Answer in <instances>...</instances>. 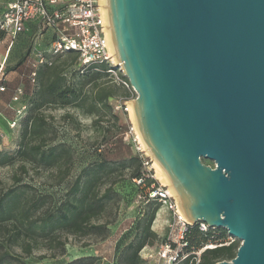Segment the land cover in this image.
I'll return each instance as SVG.
<instances>
[{
	"label": "water",
	"instance_id": "obj_1",
	"mask_svg": "<svg viewBox=\"0 0 264 264\" xmlns=\"http://www.w3.org/2000/svg\"><path fill=\"white\" fill-rule=\"evenodd\" d=\"M138 131L190 223L264 264V0H106Z\"/></svg>",
	"mask_w": 264,
	"mask_h": 264
},
{
	"label": "rangeland",
	"instance_id": "obj_2",
	"mask_svg": "<svg viewBox=\"0 0 264 264\" xmlns=\"http://www.w3.org/2000/svg\"><path fill=\"white\" fill-rule=\"evenodd\" d=\"M7 1L0 0V17ZM51 36L52 30L48 27L31 24L8 48V38L0 32V87L4 88L0 91V195L7 189H14L11 199V202L16 200L14 212L27 208L30 217L36 220L49 213L58 216L65 205L81 198L82 183L91 174L96 158L94 150L102 146V136L108 131L119 132L118 135L131 145L134 152L142 154V158L147 157L155 173L152 166L154 159L150 153L144 148L137 150V130L129 131V126L134 124L124 107H129L131 99L136 96L131 86L109 98L107 105L101 103L94 107L89 99L93 88L85 85L82 88L84 101L79 107L51 105L38 110L46 122L42 150L54 149L56 157L51 163L38 161V157L32 161L23 159L18 150L21 142L28 139L22 141V120L28 111L30 99L38 90L37 75L34 82L28 77L31 70L28 60L36 44L48 50ZM45 58L44 64H63L62 75L66 83L78 82L76 76L82 71L74 55L47 52ZM20 59L22 61L18 65ZM18 87L24 93L14 100ZM115 114L129 122L127 128L122 129L123 132L117 129ZM133 165L127 161L109 167L104 174L101 173L102 181L92 186V193L98 197L103 194L108 182L116 180L112 183V191L108 193L106 211L101 217L90 219L87 223L88 233L69 234L59 227L44 236L30 233L19 241V244L29 242L30 251L25 252L20 245H14L12 250L18 259L12 260L11 264H21V260L31 264H117L124 247L135 239L145 220V217H141L139 227L135 226L138 206L128 203L124 198L130 186ZM77 182H80L78 191L75 189ZM171 218V212L164 207L155 213L150 226L156 234L155 244L160 243L165 236ZM103 221L109 224L106 235L101 237L99 230L90 226ZM236 241L240 245V241ZM139 253L142 256L144 251Z\"/></svg>",
	"mask_w": 264,
	"mask_h": 264
},
{
	"label": "trees",
	"instance_id": "obj_3",
	"mask_svg": "<svg viewBox=\"0 0 264 264\" xmlns=\"http://www.w3.org/2000/svg\"><path fill=\"white\" fill-rule=\"evenodd\" d=\"M66 54L74 55V58H77V54L74 51L66 52ZM21 61V59L18 60V65L21 64ZM40 66L36 72L38 90L30 99L28 111L22 120V141L26 138L28 141L21 142L22 145L18 151L23 159L25 158L26 160L32 161V159L35 160L36 157H38V161L51 163L56 156L54 149L48 151L42 150L44 146L43 132L46 122L44 115L38 112V110L51 105H58L60 107H79L84 101L83 95H85V93L82 88L85 85H89L93 88L92 93L89 95V99L94 107L101 103L107 105L109 98L120 92L126 91V88L124 85L113 80L110 74L106 72L107 68L104 64L99 66L98 70L95 69L94 66L81 69L80 71L82 72H79L76 76L78 82H75V84L66 83L64 81L65 78L62 75L63 64H44L42 68L39 69ZM120 77L129 84L128 79L124 75L120 74ZM114 116L117 119V129L122 131L124 128L125 130L129 123L128 120L124 121L118 114ZM118 134L119 132L111 131L103 134L101 139L102 146L94 150L96 158L92 164L91 174H89L82 183L81 190L83 195L77 201L65 205L60 210L58 216L49 213L40 220L32 219L27 208H20L18 212L15 213L16 200L11 202L12 194L15 193V190L7 189L0 195V264H11L12 260L18 259L16 255H14V250H12L14 245H20L25 252L30 251L31 244L29 242L19 244V241L29 236L30 233H38L37 236H44L56 227L62 228L64 232L69 234L88 233L89 225L87 226V223L90 219L93 217H101L106 211L108 193L112 191V183L116 180L114 179L108 182V186L105 188L103 194L98 197H95L91 188L96 183L102 181L101 173L104 174L111 166L127 161L135 164L131 172L132 177L130 186L124 194V198L128 203H132L133 197L137 191V186L132 182V178L139 176L144 171V166L142 164L143 158L142 154L134 152L131 149V145L124 142L123 137ZM152 181H154L152 178H145V185H149ZM79 185L80 182H77L75 188L77 191L80 189ZM159 208L160 204L153 200L138 207V217L135 220V226L140 224L141 217H145V220L141 227L138 226L139 230L135 235V239L124 247V250L118 257L119 262L117 264H151L141 256L139 251L145 246L156 245V234L151 231L150 226ZM108 224L109 222L103 221L99 224H93L90 227L96 231L99 230L98 234L104 237L108 230ZM225 235L226 231L222 228L213 227L202 232L198 229L197 224L189 225L185 235V239L188 243L185 247V251H196L207 243H213L216 245L215 247L207 248L202 251L199 264H216L221 260H230L235 256L239 244L236 240L229 244H221L223 243ZM163 239L164 237L162 240ZM20 263L31 264L29 261L25 262L23 260H21ZM178 264H192L191 256L180 261Z\"/></svg>",
	"mask_w": 264,
	"mask_h": 264
},
{
	"label": "built area",
	"instance_id": "obj_4",
	"mask_svg": "<svg viewBox=\"0 0 264 264\" xmlns=\"http://www.w3.org/2000/svg\"><path fill=\"white\" fill-rule=\"evenodd\" d=\"M31 22L38 27L50 28L52 36L48 50L36 44L31 51L28 60L31 68L28 74L30 81L34 82L38 67L46 62L45 53L56 55L74 51L81 69L94 66L98 70V67L104 64L107 68L106 72L115 82L130 87L120 77L122 74L120 67H115L117 61L109 48L107 12L101 0H12L8 2L0 17V32L8 38V48ZM2 90L4 88L0 87V91ZM23 92L21 88H16L13 99L17 100ZM124 110L128 111V107H124ZM129 131H135L134 126H129ZM135 140L138 142L137 137ZM137 150H142L140 144ZM149 161L143 158L144 171L132 178V182L137 186L132 204L141 207L151 200L157 201L160 207L171 212L172 218L168 223L164 239L154 246H145L142 249V252L144 251L142 257L151 264H178L191 256L192 264H199L202 251L216 245L207 243L196 251L186 252L185 247L188 243L185 235L188 226L197 224L202 232L213 227H209L202 221L190 223L186 219L180 211L177 198L171 193L168 185L157 179ZM145 178H152L154 181L145 185ZM234 240L236 238L226 231L221 244H229Z\"/></svg>",
	"mask_w": 264,
	"mask_h": 264
},
{
	"label": "bare ground",
	"instance_id": "obj_5",
	"mask_svg": "<svg viewBox=\"0 0 264 264\" xmlns=\"http://www.w3.org/2000/svg\"><path fill=\"white\" fill-rule=\"evenodd\" d=\"M101 3H102V5H103V7H104V9H105V8H106V0H101ZM109 48H110L111 53L114 55V52H113V49H112V46H111V42L109 43ZM128 112H129V116H130V118H131V120H132V122H133V124H134V129L137 130V139H138V142H139L141 148H142V149L144 148V149L147 151L146 144H145V142L143 141V139H142V137H141V135H140V133H139V131H138V128H137V125H136V121H135L134 111H133V108H132L131 105L128 107ZM152 166L155 168V174H156V176H157V177H158V178H159L164 184H166V185L169 186V189H170V191H171L172 194H175V192H174V190H173V188H172V186H171V184H170V182H169L167 176L165 175V173H164V171L162 170L161 166L157 163V161H156L155 159L153 160V164H152ZM180 211H181V208H180ZM181 213H182V211H181ZM182 214H183V213H182ZM183 215H184V214H183Z\"/></svg>",
	"mask_w": 264,
	"mask_h": 264
},
{
	"label": "crops",
	"instance_id": "obj_6",
	"mask_svg": "<svg viewBox=\"0 0 264 264\" xmlns=\"http://www.w3.org/2000/svg\"><path fill=\"white\" fill-rule=\"evenodd\" d=\"M10 1H12V0H9V1H7L6 3H5V5L3 6V8H2V10H1V13H2V11L4 10V8H5V6H6V4L8 3V2H10ZM31 24H35L34 22H31V23H29L28 25H27V28H26V30L28 29V27H29V25H31ZM50 29V28H49ZM51 30V29H50ZM49 40H51V37H50V39ZM50 42V41H49ZM41 48V47H40Z\"/></svg>",
	"mask_w": 264,
	"mask_h": 264
}]
</instances>
